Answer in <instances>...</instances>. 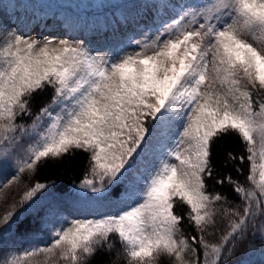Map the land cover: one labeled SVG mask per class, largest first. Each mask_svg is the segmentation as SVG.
Instances as JSON below:
<instances>
[{"label": "snow or ice", "instance_id": "6c2138e0", "mask_svg": "<svg viewBox=\"0 0 264 264\" xmlns=\"http://www.w3.org/2000/svg\"><path fill=\"white\" fill-rule=\"evenodd\" d=\"M132 2L80 25L95 48L0 25V172L10 177L0 184V264H91L117 243L126 264H246L245 253L264 249V0ZM153 12L168 19L131 40L127 30L149 27ZM125 38L139 50L120 47ZM228 137L241 152L226 158L240 175L248 164L250 187L214 176L213 145ZM77 151L88 166L74 195L88 215L64 216L55 181L7 203L25 173ZM208 179L227 182L235 202Z\"/></svg>", "mask_w": 264, "mask_h": 264}, {"label": "trees", "instance_id": "16d2710c", "mask_svg": "<svg viewBox=\"0 0 264 264\" xmlns=\"http://www.w3.org/2000/svg\"><path fill=\"white\" fill-rule=\"evenodd\" d=\"M73 1L78 3L77 9L83 14V16H99L101 18L103 14L107 12V10L115 11L116 6H118L119 4H130L131 0H34L33 3L36 5L43 4L45 5V7H47V9L59 8L64 12V16L70 19L69 22H72V14H77V12L71 10V8L69 7V3ZM10 7H12V3ZM42 16L44 15L41 14L40 17ZM72 30L73 28L71 29V31ZM86 32L90 31H85V35H87L86 37H88L89 35ZM90 47L95 48V45L91 44ZM41 95L45 99H49L51 96V90L48 89ZM36 109L37 106L34 103L33 112H35ZM25 122L30 123V119L26 117ZM25 143L27 144V141H25ZM228 151H232L235 155L240 154L241 145L236 137H228L224 140L218 141L213 145L212 161L215 178L223 179L225 175L230 174L233 179H239L241 182L245 183V187H250V185L245 181V177L248 173V164L245 163L243 166L244 175L238 174L235 171V168L237 167L236 162L226 158V154ZM87 166V154L80 151L75 152L72 156L65 157L64 160L59 162L54 163L49 161L47 164H43L42 166H40L35 175L25 173L18 183L13 184L9 189H7V203L18 200L30 184H34L36 182L50 183L52 181H55L57 190L54 195L56 197L63 198L61 207L66 209V211L64 212V216H67L68 219H72V217L67 214V209L69 206L76 209L82 208L83 210L87 207V205L83 202L77 201L74 195V186H78L81 179H83ZM9 178L10 177L7 174L0 172V184L4 183ZM216 179H208L206 181L209 187V191L226 193L229 196V199L235 202V197L231 192V189L228 186L227 182H225L222 186L216 183ZM52 199V196H47L44 199L40 200L39 203L48 204L52 202ZM107 204L108 203H105L104 206H107ZM6 206L7 204L0 203V213H3L6 210ZM184 210V208H177V211ZM184 230L188 234L192 232V229L187 225L186 221L184 223ZM207 238L214 241L218 238V233L216 236H208ZM16 246L17 248H26L28 247V244L25 241H20L17 242ZM117 253L120 254L119 258H117ZM242 258L246 261V264H264V249L257 247L254 250L245 253ZM186 259H188L187 256ZM240 259L241 257L237 256L231 262V264H239ZM36 260L38 264H45V258L43 256L36 258ZM166 262L167 258H163L161 264H166ZM91 264H126V257L123 255V250L121 249L119 243H117L111 253L101 252L93 257Z\"/></svg>", "mask_w": 264, "mask_h": 264}, {"label": "rangeland", "instance_id": "374dc122", "mask_svg": "<svg viewBox=\"0 0 264 264\" xmlns=\"http://www.w3.org/2000/svg\"><path fill=\"white\" fill-rule=\"evenodd\" d=\"M15 2H16V4H19V3H20V1H18V0H15ZM0 13H2V12H1V9H0ZM5 15H6V14H5ZM6 16H7V15H6ZM7 17H8V16H7ZM22 17H24L23 14H15V15H14V21L18 22V20L21 19ZM6 24H7L6 28H8V29H12L13 22H10V20L6 19ZM33 29H34V28H33ZM142 38H143V37H140L139 39H142ZM127 48H130V49H129L130 52L138 50V49L136 48V46H135L134 44H132V43H130V44L127 46ZM133 48H135V49H133ZM208 75H209V80L206 81L205 86H204V89H206V88H207V84L211 82V76H212V68H211V64L209 65ZM202 90H203V89H202Z\"/></svg>", "mask_w": 264, "mask_h": 264}]
</instances>
